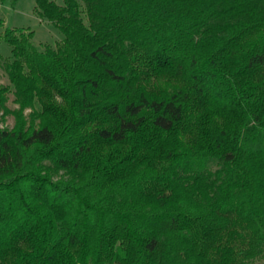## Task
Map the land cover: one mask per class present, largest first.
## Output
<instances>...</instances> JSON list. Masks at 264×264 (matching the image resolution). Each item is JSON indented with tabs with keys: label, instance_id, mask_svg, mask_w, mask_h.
<instances>
[{
	"label": "trees",
	"instance_id": "16d2710c",
	"mask_svg": "<svg viewBox=\"0 0 264 264\" xmlns=\"http://www.w3.org/2000/svg\"><path fill=\"white\" fill-rule=\"evenodd\" d=\"M35 10L62 39L3 33L0 264L264 259V0Z\"/></svg>",
	"mask_w": 264,
	"mask_h": 264
},
{
	"label": "rangeland",
	"instance_id": "374dc122",
	"mask_svg": "<svg viewBox=\"0 0 264 264\" xmlns=\"http://www.w3.org/2000/svg\"><path fill=\"white\" fill-rule=\"evenodd\" d=\"M56 4L61 5L63 0H53ZM84 22L86 18L82 14ZM0 83L9 86L7 93V106L11 109L16 105L13 102L12 87L7 79L4 69V63L11 57L10 46L4 41L3 33L6 28H24L32 31V42L39 49L44 46L57 47L62 39L61 33L52 25V23L43 16L38 15L35 10V0H0ZM25 110L24 114H28ZM13 119L7 116L6 127H11ZM219 162L216 159H210L207 162V168L214 170L218 167ZM256 264H264V259L258 260Z\"/></svg>",
	"mask_w": 264,
	"mask_h": 264
}]
</instances>
